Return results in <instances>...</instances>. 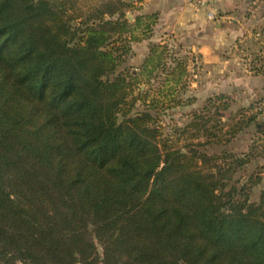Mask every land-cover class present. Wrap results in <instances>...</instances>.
Segmentation results:
<instances>
[{
	"label": "trees",
	"instance_id": "trees-1",
	"mask_svg": "<svg viewBox=\"0 0 264 264\" xmlns=\"http://www.w3.org/2000/svg\"><path fill=\"white\" fill-rule=\"evenodd\" d=\"M104 1L75 16L66 0H0V264H264L262 175L236 178L258 147L209 155L165 136L154 112L182 104L185 61L153 44L118 71L156 19ZM227 98L203 108L220 122L187 127L199 144L257 123L222 122Z\"/></svg>",
	"mask_w": 264,
	"mask_h": 264
},
{
	"label": "rangeland",
	"instance_id": "rangeland-1",
	"mask_svg": "<svg viewBox=\"0 0 264 264\" xmlns=\"http://www.w3.org/2000/svg\"><path fill=\"white\" fill-rule=\"evenodd\" d=\"M104 0H66L71 15H95L102 8ZM117 1V0H114ZM156 6L150 9L145 6L146 0L137 4L140 11H128L126 16L133 22L135 15L154 14L156 21L152 25V32L148 38L133 42L130 55L118 66L117 70L125 68L137 69L144 63L153 44L167 47V58L172 54L174 58L185 61L186 73L183 76L187 84L183 85L180 97L182 104L167 110L154 112L163 127L165 136L172 138L177 146L189 144L190 148L205 151L209 155L230 154L243 156L253 145L258 147L255 156L236 178L248 180L251 175H262V182L252 189V200L258 202L264 188V9L260 5H248L242 9L235 6V0H209L207 5L201 6L191 0H152ZM155 1V2H154ZM162 1L163 6H159ZM189 6L184 13H171L172 4ZM210 9L214 17L209 15ZM89 11V13H88ZM180 14V15H179ZM161 50V49H158ZM157 78L154 87H158L163 80ZM142 89H148L145 84ZM227 95L230 102L228 110H221L222 122L228 121L239 111L257 113V123L237 133L230 141H220L210 144L205 138L198 137L197 131L192 129L188 133L187 127L192 123L195 115L205 116L211 125L220 122V115L212 108L210 115L203 111L209 98L216 95ZM153 96V95H152ZM220 102V101H219ZM218 102V103H219ZM144 105L138 102L135 111H141ZM216 111V112H215ZM214 112V113H213ZM229 135V134H228ZM198 137V138H197ZM188 138V139H187ZM184 149V148H183ZM259 215H264V208Z\"/></svg>",
	"mask_w": 264,
	"mask_h": 264
},
{
	"label": "crops",
	"instance_id": "crops-1",
	"mask_svg": "<svg viewBox=\"0 0 264 264\" xmlns=\"http://www.w3.org/2000/svg\"><path fill=\"white\" fill-rule=\"evenodd\" d=\"M155 1H157V0H155ZM221 1H223V0H221ZM152 2H153L152 0H146L145 6H147V8L149 7L150 9H152L153 6H154V8H156V6ZM251 4H253V6L260 5V8L262 5V8L264 9V0H235V6L238 9H242L244 7H247L248 5H251ZM159 6H163L162 1H160ZM188 8H189V6H185L184 4L182 5V4L174 3L169 8V10H171L172 14L173 13L178 14V12L181 14V13H184V11H186V9H188Z\"/></svg>",
	"mask_w": 264,
	"mask_h": 264
},
{
	"label": "built area",
	"instance_id": "built-area-1",
	"mask_svg": "<svg viewBox=\"0 0 264 264\" xmlns=\"http://www.w3.org/2000/svg\"><path fill=\"white\" fill-rule=\"evenodd\" d=\"M191 1L198 4V5H201V6L205 5L206 6L209 0H191ZM209 15L211 18L214 17L215 14H214V11L212 9H210Z\"/></svg>",
	"mask_w": 264,
	"mask_h": 264
}]
</instances>
